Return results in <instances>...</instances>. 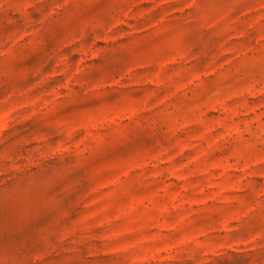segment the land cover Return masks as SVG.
Listing matches in <instances>:
<instances>
[{
	"label": "rangeland",
	"instance_id": "rangeland-1",
	"mask_svg": "<svg viewBox=\"0 0 264 264\" xmlns=\"http://www.w3.org/2000/svg\"><path fill=\"white\" fill-rule=\"evenodd\" d=\"M0 264H264V0H0Z\"/></svg>",
	"mask_w": 264,
	"mask_h": 264
}]
</instances>
